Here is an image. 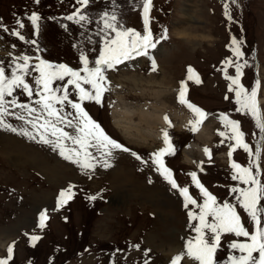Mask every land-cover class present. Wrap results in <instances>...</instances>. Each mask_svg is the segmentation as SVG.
Segmentation results:
<instances>
[{
    "label": "rangeland",
    "instance_id": "rangeland-1",
    "mask_svg": "<svg viewBox=\"0 0 264 264\" xmlns=\"http://www.w3.org/2000/svg\"><path fill=\"white\" fill-rule=\"evenodd\" d=\"M197 1L191 21L182 14L184 0H152L150 27L155 37L161 36L163 30L167 29V39L160 40L155 49L149 50L151 59L136 57L123 63L127 66L125 69L120 64L115 70L107 72L110 91L104 94L102 106L95 102H84L85 110L105 133L130 149V152L114 150L109 158L112 167L105 169L98 166L89 178L49 146L0 130V243L4 244L0 248V258L7 256V248L15 242L13 259L9 264H144L145 259H149L150 264H169L176 255L168 253L169 246L172 244L171 247L178 250V254L184 247V239L195 233L188 227L187 215L193 206L185 209L182 197L151 165L150 154L164 147L161 129L168 130L176 149L175 154L166 155L164 161L173 171L177 183L182 187L187 186L190 194L202 202L199 190L188 175L196 172L200 182L219 202H234L229 187L237 182L230 178V142L225 140L221 144L223 138L218 134L224 131L222 123L216 124L219 114L227 113L230 119L241 122L245 142L253 150L264 133L259 132L249 116L235 111L234 95L228 92L229 81L224 79L220 69L222 62L231 56L226 48L231 36L242 40L243 59L248 61V66L243 69L241 83L251 88L257 79L260 80L259 101L264 110V0H238V6H231L234 23L223 15V0ZM77 7L80 5L76 4V0H40L39 4L34 0H0L3 25L11 30L15 26V17L23 18L28 38L38 39L41 49L37 52L34 45L24 44L10 33L0 30V60L5 67H8L13 56L24 53L33 57L38 55L52 63L67 64L74 69L82 67L79 63L81 50L88 54L90 60H95L102 47L101 38L96 35L99 25L93 22L82 28L64 19ZM113 7V0H91L86 11L90 17L96 18ZM115 9L126 27L143 33L139 0H115ZM32 12L42 17L38 38L32 35L33 29L26 20V16ZM61 25H67V29ZM176 26L183 27V34L180 35L186 40L176 34ZM88 37H91V42ZM13 44L15 48H12ZM161 46L163 53L157 55L154 51ZM153 59L156 71L152 70ZM127 64L133 65L128 67ZM189 66L199 76L201 83L187 81V99L209 114L203 124L215 117L214 121L206 124L209 136L205 143L195 139L197 131L195 135L189 131L188 122L192 114L177 102L180 82L186 80ZM228 72L235 75L233 68H229ZM36 75L38 73H32V76ZM32 76L26 78L29 83ZM140 88L147 90L146 93L142 94ZM156 89L168 92L160 98L168 106L163 116L169 118L171 127L167 123L160 127L157 140L141 143L133 139L136 145L128 144L110 124L109 108L119 104L118 96L133 104L152 103ZM113 94L116 100L111 104ZM226 95L233 99L226 100ZM72 98H75L74 93ZM19 99L27 102L24 95H20ZM181 117L186 118L185 123H180ZM9 122L14 126L21 123L11 118ZM196 141L202 145V149H192V160L186 162L183 150ZM205 148L212 150L210 156L205 154ZM132 152L149 163L142 164ZM28 154L38 155L41 165L38 167L27 162ZM15 156H20L21 161L16 162ZM232 160L243 166L248 163V155L242 149H237L233 152ZM42 164L46 170H56L60 176L51 178L46 174H49V170L40 168ZM149 180L152 182L149 183ZM69 184L75 185V195L56 211L58 194ZM91 196L97 198L91 200ZM45 209L47 219L45 227L41 229L37 226L38 217ZM240 212L248 226L246 214L242 210ZM32 235L41 237L34 242L35 246L29 239ZM232 239V235L222 238L223 247L217 253L218 260H224L227 256V243ZM137 244L140 246L138 250L131 247ZM146 250H150L148 257L144 256ZM182 264L192 262L185 259Z\"/></svg>",
    "mask_w": 264,
    "mask_h": 264
},
{
    "label": "snow or ice",
    "instance_id": "snow-or-ice-1",
    "mask_svg": "<svg viewBox=\"0 0 264 264\" xmlns=\"http://www.w3.org/2000/svg\"><path fill=\"white\" fill-rule=\"evenodd\" d=\"M90 2L91 0H76V4L80 7L75 8L64 19L82 28L93 22L99 25L96 35L100 36L102 47L95 60H90L83 50L79 53V63L82 67L78 69L26 53L13 56L7 68L0 60V130L10 131L49 146L64 160L76 165L82 174L89 178L98 166L105 169L112 167L109 158L112 157L114 150L130 152V149L105 133L101 125L85 110L84 102H95L102 106L104 94L110 91L107 72L136 57L144 56L151 59L149 50L155 49L160 40L167 39V29L163 30L161 36L155 37L150 27L152 0H139L143 33L126 27L119 19L115 0L111 11L105 10L96 18L87 14L86 9ZM34 3L39 4L40 0H34ZM233 5L238 6V0H223V15L230 23L235 22L231 10ZM26 20L33 29L32 35L38 38L42 17L37 12H32L26 16ZM61 26L67 29V25ZM25 28L23 18L15 17V26L11 30L3 25L0 18V30L10 33L24 44L34 45L37 52L41 51L38 39L28 38ZM88 40L91 42V37H88ZM242 45V40L231 36L230 42L226 45L231 56L222 62L223 67L220 70L224 74V79L229 81L228 92L234 94L235 111L249 116L259 132L264 133V110L259 101L260 80L257 79L251 88L241 83L243 69L248 66V61L243 59ZM15 47L16 45L13 44L12 48ZM9 55L12 56V53ZM33 60L36 63H32ZM229 68H234L235 75L229 74ZM152 70L156 71L154 59ZM33 72L38 75L32 76ZM187 72L186 80L180 82L177 102L191 112L192 119L188 122L189 131L196 132L209 114L187 99V81L195 80V83H201L191 66L188 67ZM30 76H32L31 83L26 79ZM73 93L75 98H72ZM20 95L26 96L27 102H21ZM225 99L229 97L226 95ZM9 118L21 122L20 125L14 126L9 122ZM218 118L224 128V131L218 132L223 138L221 144L225 140L230 142L228 152L230 178L237 184L229 187V194L234 202L229 200L219 202L217 197L200 182L196 172H190L188 175L199 190L202 202H198V199L190 194L187 186L182 187L177 183L173 171L164 161L166 155H174L176 151L167 129H161L164 147L150 154L151 165L171 189L176 190L182 197L183 207L189 209L190 205L193 206L187 215L188 227L195 235L184 239L183 249L172 257L169 264H182L185 259L190 260L192 264H264V203H262L264 202V163H262L264 143L261 142L264 141V136L257 141L253 150L245 142V133L241 130L240 121L230 119L227 113L219 114ZM164 120L171 127V121L167 116ZM231 141L235 143L232 144ZM237 149L247 153L246 165L242 166L232 160L233 152ZM204 152L210 156L208 148H205ZM131 154L142 164L149 163L135 152ZM151 182L149 180V183ZM74 187L75 185L69 184L66 189L59 192L56 211L75 195ZM96 198V196L89 197L91 200ZM240 210L246 214L248 226ZM46 219L47 209L39 213L37 226L43 229ZM193 221L198 223L193 224ZM226 235H232L234 239L227 243L228 254L225 259L218 260L217 253L222 249V238ZM29 239L35 246L34 242L41 237L32 235ZM14 245L15 242L7 248V256L0 258V264H9L13 259ZM131 247L138 250L140 246L137 244ZM149 251L144 252L145 257H148ZM144 264H150V260L145 259Z\"/></svg>",
    "mask_w": 264,
    "mask_h": 264
},
{
    "label": "bare ground",
    "instance_id": "bare-ground-1",
    "mask_svg": "<svg viewBox=\"0 0 264 264\" xmlns=\"http://www.w3.org/2000/svg\"><path fill=\"white\" fill-rule=\"evenodd\" d=\"M187 2V4L184 2L182 9V14L184 17L188 20V18L192 21L193 14L196 12L194 10L197 0H184ZM176 34H179V38H184V36H181L180 34H183V27L182 26H176ZM199 38H203L200 36ZM186 40V37L184 38ZM157 55H161L163 53L162 46L159 47L156 51H154ZM127 66H124L123 69H125ZM135 84V81L133 82ZM136 87V85H134ZM165 89V88H164ZM139 91L144 94L147 90L144 88H140ZM165 91V90H164ZM168 93L167 91H165ZM163 92V90H154L153 97L155 99L152 103H129L125 102L121 96H118L119 104H115L114 107L111 108V121L113 126L122 133L123 136L134 139L137 142L141 143H148L150 140H157L160 137V127L165 126V120H164V110L168 109V106L165 104L164 101L161 100L160 96L163 95V97L166 95V93ZM176 114V113H175ZM215 120V117L209 118L203 126L197 131L195 135V139L198 142L205 143L207 141V137L209 136V130L206 126L207 123H210ZM186 118L181 117L180 123H185ZM192 142L189 143L183 150L184 159L186 162H191L192 157L190 154V151L192 149L201 150L202 145L198 142ZM8 150V149H7ZM8 152V151H7ZM5 153V152H4ZM23 155V153L21 154ZM37 156L35 154L31 155L28 154L27 158L25 159L27 162H32V164L36 166L41 165V160L37 159ZM16 162H19L21 159L19 157H14ZM21 161V160H20ZM43 161V160H42ZM25 163V162H24ZM33 165V166H34ZM43 165V164H42ZM31 166V165H30ZM44 168V171H48L45 169V166H41L40 168ZM47 167V166H46ZM65 171V170H64ZM47 175H49L51 178H55L60 176V173L55 171L49 170ZM155 198V197H154ZM170 244V241L168 242ZM166 245V244H165ZM172 245V244H171ZM169 246V252L168 253H176L175 248L173 249ZM175 244H173L174 246ZM4 244L0 243V248H3ZM178 246V245H177Z\"/></svg>",
    "mask_w": 264,
    "mask_h": 264
}]
</instances>
